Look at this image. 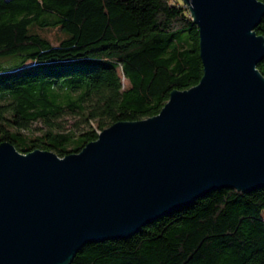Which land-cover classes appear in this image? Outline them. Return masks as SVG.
<instances>
[{"label": "trees", "instance_id": "obj_1", "mask_svg": "<svg viewBox=\"0 0 264 264\" xmlns=\"http://www.w3.org/2000/svg\"><path fill=\"white\" fill-rule=\"evenodd\" d=\"M255 31L264 37V17ZM198 44L181 0H0V143L63 158L153 117L198 84ZM263 214L264 187L218 189L70 264H264Z\"/></svg>", "mask_w": 264, "mask_h": 264}, {"label": "water", "instance_id": "obj_2", "mask_svg": "<svg viewBox=\"0 0 264 264\" xmlns=\"http://www.w3.org/2000/svg\"><path fill=\"white\" fill-rule=\"evenodd\" d=\"M181 1L198 29L197 85L63 158L0 143V264H70L209 192L264 187V4Z\"/></svg>", "mask_w": 264, "mask_h": 264}, {"label": "rangeland", "instance_id": "obj_3", "mask_svg": "<svg viewBox=\"0 0 264 264\" xmlns=\"http://www.w3.org/2000/svg\"><path fill=\"white\" fill-rule=\"evenodd\" d=\"M50 39L53 41L55 40L54 36H51ZM64 120H65L66 124H70V122L72 121V118H70L69 116H66V117H64ZM33 126L37 127V129L40 127L39 124H37V123L33 124ZM262 218L264 220V214L262 215Z\"/></svg>", "mask_w": 264, "mask_h": 264}]
</instances>
